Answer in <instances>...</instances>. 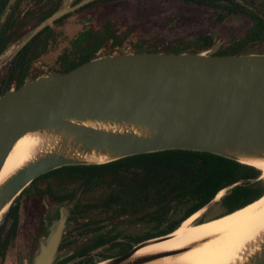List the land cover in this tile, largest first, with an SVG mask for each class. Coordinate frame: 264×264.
I'll return each mask as SVG.
<instances>
[{
	"label": "water",
	"instance_id": "1",
	"mask_svg": "<svg viewBox=\"0 0 264 264\" xmlns=\"http://www.w3.org/2000/svg\"><path fill=\"white\" fill-rule=\"evenodd\" d=\"M70 11H58L24 42ZM221 46L219 41L200 54L105 56L6 93L0 98V173L26 135H41L47 144L0 185V217L33 181L67 166L186 150L255 167L250 162L264 160V54L221 57ZM261 178L226 187L194 215L201 217L234 187ZM65 226L61 210L34 264H53ZM176 231L99 264H160L192 250L195 245L142 253ZM236 264H264V235Z\"/></svg>",
	"mask_w": 264,
	"mask_h": 264
},
{
	"label": "trees",
	"instance_id": "2",
	"mask_svg": "<svg viewBox=\"0 0 264 264\" xmlns=\"http://www.w3.org/2000/svg\"><path fill=\"white\" fill-rule=\"evenodd\" d=\"M196 3L217 5L214 9H208L213 12L211 17L217 24L235 15L246 17L253 23L242 37L223 43L217 56L264 54V19L258 11L225 6V0H196ZM105 30L104 49L86 62L105 56L136 53L200 54L212 50L220 41L211 34L201 35L193 42L182 41L176 34L160 35L122 49L116 47L118 41L111 35L112 32ZM256 48L262 52H252ZM259 176L260 172L255 167L215 154L186 150L161 151L104 165L67 166L49 172L33 181L7 213H16L18 207L15 204L23 195L32 193L37 182L44 179L59 183L60 188L59 184L56 188L58 193L96 196L84 200L88 205L75 208L81 209L84 214L72 213V217L75 224H82L84 228L93 225L91 221L88 224L78 223L85 218V214L95 216L94 225L99 223L96 217L103 216L106 229L100 237L104 238L105 245L116 244L105 250L104 260H108L128 253L143 241L173 233L226 187ZM262 196L264 186L261 180L238 185L210 208L208 213L211 214L202 215L194 224L209 222L216 208L219 211L212 220L232 214Z\"/></svg>",
	"mask_w": 264,
	"mask_h": 264
},
{
	"label": "flooded vegetation",
	"instance_id": "3",
	"mask_svg": "<svg viewBox=\"0 0 264 264\" xmlns=\"http://www.w3.org/2000/svg\"><path fill=\"white\" fill-rule=\"evenodd\" d=\"M119 1L0 0V98L40 77L66 74L87 63L89 57L102 52L105 29L111 32L113 28L107 20L100 30L97 20L105 4ZM135 1L207 10L217 6L196 3V0ZM224 4L232 8L256 10L264 19V0H225ZM66 7L72 11L24 42L32 31ZM230 17L245 18L249 27L253 24L243 16ZM37 183L41 185H36L32 193L25 194L24 207L23 199H20L15 204L17 212L7 213L0 225V264H4L9 256H12V264H34L42 242L59 221L61 210L66 215V226L53 264H99L104 261L105 250L116 244L105 245L104 238L100 237L106 229L103 216H99L101 210L97 212V225H94L95 216L86 214L78 221L83 224L91 221L93 225L89 227L82 228V224H75L72 217V213L84 214V211L75 208L88 205L84 200L96 196L58 193L50 179ZM26 207L29 209L26 210Z\"/></svg>",
	"mask_w": 264,
	"mask_h": 264
},
{
	"label": "bare ground",
	"instance_id": "4",
	"mask_svg": "<svg viewBox=\"0 0 264 264\" xmlns=\"http://www.w3.org/2000/svg\"><path fill=\"white\" fill-rule=\"evenodd\" d=\"M45 143L47 139L38 134H29L19 140L0 173V185L32 159L37 148ZM250 163L261 170L264 176V160ZM199 218V214L194 215L169 240L153 245L142 253L195 245L192 250L160 264H236L238 260L242 261L246 249L264 235V197L232 215L194 225Z\"/></svg>",
	"mask_w": 264,
	"mask_h": 264
},
{
	"label": "rangeland",
	"instance_id": "5",
	"mask_svg": "<svg viewBox=\"0 0 264 264\" xmlns=\"http://www.w3.org/2000/svg\"><path fill=\"white\" fill-rule=\"evenodd\" d=\"M104 6L97 20V28L103 29V25L109 20L112 23L111 28H113L111 32L115 36V40L118 41L115 43L116 47L122 49L145 39L175 34L179 35L182 41L192 42L201 35L211 34L215 39H220L221 44H223L242 37L249 28V22L245 18L230 17L223 23L217 24L211 17L212 11L195 9L189 6H167L163 3L148 4L135 0H121ZM252 52L261 53L262 50L256 48ZM256 169L262 175V171ZM261 181L264 186L263 175ZM53 183L57 188L58 184ZM22 204L24 207L25 199H23ZM25 209L28 210L29 208L26 207ZM208 211L202 215H205ZM218 211L219 208L213 210L214 213L208 221L215 219L216 217H213V215H217ZM7 212L0 217V225ZM209 214L211 213L207 215ZM29 229L33 228L30 227ZM126 229L133 228L126 227ZM12 262V256H9L4 264H12Z\"/></svg>",
	"mask_w": 264,
	"mask_h": 264
}]
</instances>
